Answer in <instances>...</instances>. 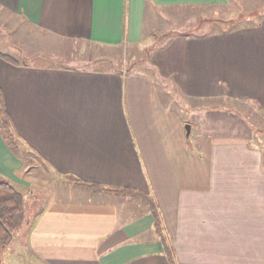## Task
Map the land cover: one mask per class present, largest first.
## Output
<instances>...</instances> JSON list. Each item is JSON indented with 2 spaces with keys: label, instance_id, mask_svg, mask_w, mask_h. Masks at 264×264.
<instances>
[{
  "label": "crops",
  "instance_id": "0c3cea01",
  "mask_svg": "<svg viewBox=\"0 0 264 264\" xmlns=\"http://www.w3.org/2000/svg\"><path fill=\"white\" fill-rule=\"evenodd\" d=\"M228 1L0 0V9L61 39L120 48L141 45L159 9ZM218 24L154 50V75L0 57L17 138L74 181L28 226L42 264H264V135L235 107L253 104L264 124V18ZM27 169L0 130V177L24 181Z\"/></svg>",
  "mask_w": 264,
  "mask_h": 264
},
{
  "label": "rangeland",
  "instance_id": "374dc122",
  "mask_svg": "<svg viewBox=\"0 0 264 264\" xmlns=\"http://www.w3.org/2000/svg\"><path fill=\"white\" fill-rule=\"evenodd\" d=\"M262 18L264 0H229L222 5L159 9L156 20L145 34L141 45L107 48L88 41L55 37L22 20L19 15L0 9V52L21 64L47 68L106 71L121 69L126 73L145 72L154 75L151 65L154 50L171 49L174 40L186 34L217 31L215 24L218 23L220 29H234L256 23ZM171 98L172 101L176 100L175 109H181L182 102L179 103L177 97L165 99L170 102ZM240 103L234 104L236 109L249 118L257 131L261 130L264 135V124L258 116L257 108L249 102ZM17 145L18 154L28 166L26 171L29 174L23 177L24 181H21V174L13 179L14 186L25 197V225L14 233L3 251L2 261L3 264H42L29 248L28 226L44 203L49 201L50 194L59 191L65 197L69 191L74 190V181L52 172L36 154L23 147L19 139Z\"/></svg>",
  "mask_w": 264,
  "mask_h": 264
},
{
  "label": "trees",
  "instance_id": "16d2710c",
  "mask_svg": "<svg viewBox=\"0 0 264 264\" xmlns=\"http://www.w3.org/2000/svg\"><path fill=\"white\" fill-rule=\"evenodd\" d=\"M0 57L15 65L19 64V62H16L12 58L8 57L5 54H2L1 52ZM101 64L102 62H100V65ZM0 130L11 151L17 157L22 159L23 157L18 154V138L13 129L12 119L6 109L2 91H0ZM77 184L87 188L103 189L102 187H97L96 185H90L79 181L77 182ZM133 193L150 204V201L142 194L135 191ZM25 210L26 204L24 195L14 186V184L10 180L0 178V264H3L2 255L4 249L11 242L14 233L19 230L24 223ZM153 210L156 220V226L157 228H159L160 223L158 217L155 214L154 208Z\"/></svg>",
  "mask_w": 264,
  "mask_h": 264
},
{
  "label": "water",
  "instance_id": "95a60500",
  "mask_svg": "<svg viewBox=\"0 0 264 264\" xmlns=\"http://www.w3.org/2000/svg\"><path fill=\"white\" fill-rule=\"evenodd\" d=\"M186 130H187V136H189L190 135V133H191V125H186Z\"/></svg>",
  "mask_w": 264,
  "mask_h": 264
}]
</instances>
